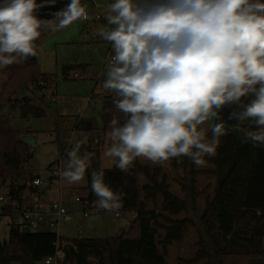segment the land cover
Segmentation results:
<instances>
[{
	"label": "clouds",
	"instance_id": "9594fccd",
	"mask_svg": "<svg viewBox=\"0 0 264 264\" xmlns=\"http://www.w3.org/2000/svg\"><path fill=\"white\" fill-rule=\"evenodd\" d=\"M37 0H4L0 4V67L37 57L34 42L42 30L56 31L76 20H89L81 0H70L56 12L54 24L36 15ZM111 30L99 35L111 43L114 55L104 87L123 113L110 120L111 146L104 156L127 171L140 157L165 163L188 157L197 166L214 156L220 138L229 131L221 118L226 106L254 99L231 118L251 120L257 128H242L244 141L264 144V2L262 0H115L108 6ZM219 121V122H218ZM211 131V137L208 133ZM76 145L61 173L80 183L91 166ZM97 206L122 207L119 193L104 182V172H92Z\"/></svg>",
	"mask_w": 264,
	"mask_h": 264
},
{
	"label": "trees",
	"instance_id": "16d2710c",
	"mask_svg": "<svg viewBox=\"0 0 264 264\" xmlns=\"http://www.w3.org/2000/svg\"><path fill=\"white\" fill-rule=\"evenodd\" d=\"M4 0H0L2 4ZM43 0H37L42 3ZM264 2V0H262ZM57 9H37L40 19L54 18ZM34 42L39 45L43 36ZM88 72L85 64H67L63 67L66 77L72 72ZM0 76L5 80L0 91V186L8 178L16 180L29 173L32 148L25 143L29 129L14 128L13 118H41L48 112L35 95L20 93H46L54 83V74L44 72L39 63L12 64L0 67ZM92 97L103 101L102 124L95 118L77 117L74 128L87 134L91 166L86 174L87 184L80 186L84 210H93L99 215L106 211L97 206L99 199L91 188L92 172L103 171L104 182L120 194L122 207L118 210L136 212L129 233L105 238H63L58 246V236L53 231H26L15 225L9 226V238L0 239V264H38L55 256L59 249L62 257L57 264H171L169 250L183 241L190 228L200 227L201 249L191 259L182 258L178 264H264V144L244 141L243 132L236 130L257 126L251 121L241 123L231 118L233 111L242 110L254 99V95L242 98V105L226 106L221 118L229 131L220 138L214 156H205L209 168H199L186 156L170 158V168L159 163L137 159L127 171L116 164L102 168L103 135L111 131L110 120L115 116L124 122L123 113L114 103V93L105 89ZM219 122V121H218ZM211 137V131L208 133ZM59 157L64 151L63 141L57 134ZM80 151H84L80 149ZM27 165V166H26ZM53 165V164H52ZM180 177L178 194L172 183L171 172ZM213 178L203 190L201 176ZM144 177V183L141 180ZM211 191V192H210ZM205 205L198 224L188 216L196 210L199 199ZM117 211V210H116ZM114 212V211H113Z\"/></svg>",
	"mask_w": 264,
	"mask_h": 264
},
{
	"label": "rangeland",
	"instance_id": "374dc122",
	"mask_svg": "<svg viewBox=\"0 0 264 264\" xmlns=\"http://www.w3.org/2000/svg\"><path fill=\"white\" fill-rule=\"evenodd\" d=\"M115 0H81V4L86 7L90 14L89 20H76L67 27L52 31L44 30L41 42L35 45L38 55L30 56L26 61L16 64H27L32 62L39 63L44 72L54 74L56 77L54 83L46 89V93L27 91L20 93L18 97L25 94L35 95L47 109V116L41 118H21L17 114L13 118L12 125L14 128L29 129V137L35 138L36 146L32 148L30 168L34 171H40L46 167L57 163L61 160L58 152L57 134H60L61 141L66 138H73L74 142H84V151H78L80 157H90V152L86 146L87 134L83 131L75 130L74 124L77 117L95 118L99 124H102V107L103 101L92 97L93 93L100 94L104 90V81L106 79V70L110 64V59L114 52L111 43L103 39L99 35L100 29L111 30L112 26L107 24L106 15L108 6ZM45 4L41 7L43 11L49 8L60 11L70 3V0H43ZM100 16V18H98ZM52 23L58 24L59 18L50 19ZM67 64H85L88 66V72H84V79H75L72 71L68 77L63 73V67ZM79 72V71H78ZM5 80L4 76H0V91ZM56 93L53 99L52 94ZM92 97V99H91ZM89 99L91 102L89 103ZM110 132L103 135V151H102V168H112L115 162L106 156L104 152L111 146L109 138ZM207 156V155H205ZM139 158V157H138ZM136 158L133 161H137ZM144 158H139L142 161ZM146 160V159H144ZM69 158L62 162V167L66 170ZM161 164V163H159ZM165 169L170 168V160L161 164ZM207 168L210 165L205 164ZM205 166L199 168L205 169ZM172 175V183H174L175 191L184 196L180 189V177L175 171L170 170ZM88 176L85 174V180L80 183H69L66 178L62 179L65 185L64 205L71 212V220L62 224L59 234L63 238H77L79 230L84 231L83 237L89 238H105L110 236H119L127 226L125 220L118 219L113 211H109L106 215H99L91 212L90 216L84 217L83 207L81 203L74 200L75 196L70 197L69 194L80 193V186L87 184ZM144 183L145 179L141 176ZM179 180V181H178ZM200 188L203 190L208 184L214 182L213 178L205 175L199 178ZM211 192V191H210ZM205 205V199L201 198L197 202L196 210H190L188 216L197 222ZM9 222L8 216L0 214V239L7 240L9 238ZM200 227L190 228L184 236L182 242L175 244L169 250L168 262L178 264L182 258L191 259L201 249L200 241L202 234ZM9 264H19L11 262ZM38 264H47L45 261ZM56 264V263H52Z\"/></svg>",
	"mask_w": 264,
	"mask_h": 264
},
{
	"label": "built area",
	"instance_id": "2783aa9c",
	"mask_svg": "<svg viewBox=\"0 0 264 264\" xmlns=\"http://www.w3.org/2000/svg\"><path fill=\"white\" fill-rule=\"evenodd\" d=\"M90 15V14H89ZM100 18V16H98ZM113 56V55H112ZM111 63V59L109 61ZM75 79H84L83 72H74ZM54 94V92H53ZM53 95V99L56 97ZM90 100V99H89ZM79 144L81 149L82 142H74L73 138H66L63 141L64 151L61 160L40 171L30 170L24 176L13 180L8 178L0 186V214L10 218L9 226L15 225L26 231H53L57 233L58 246L60 245L61 235L59 230L62 224L71 220V212L64 205L65 185L62 182L61 173L65 170L62 162L69 158L68 152ZM27 166V165H26ZM75 196L74 200L83 205L80 194H69ZM84 210V209H83ZM93 210H84V217L90 216ZM118 219L131 223L136 212L130 210L114 211ZM84 231L79 230L78 239L83 237ZM62 257L58 249L55 256L50 257L46 263L58 262Z\"/></svg>",
	"mask_w": 264,
	"mask_h": 264
},
{
	"label": "water",
	"instance_id": "95a60500",
	"mask_svg": "<svg viewBox=\"0 0 264 264\" xmlns=\"http://www.w3.org/2000/svg\"><path fill=\"white\" fill-rule=\"evenodd\" d=\"M25 143H27L31 147H35L36 146V140H35V138H32V137L25 139ZM84 145H85L84 142H82V147H81L82 150H84ZM132 226H133V223L127 224V226L125 227V232L129 233L131 228H132Z\"/></svg>",
	"mask_w": 264,
	"mask_h": 264
},
{
	"label": "crops",
	"instance_id": "0c3cea01",
	"mask_svg": "<svg viewBox=\"0 0 264 264\" xmlns=\"http://www.w3.org/2000/svg\"><path fill=\"white\" fill-rule=\"evenodd\" d=\"M52 94H53V93H52ZM91 99H92V97H91ZM88 102L90 103V102H91V100H89Z\"/></svg>",
	"mask_w": 264,
	"mask_h": 264
}]
</instances>
